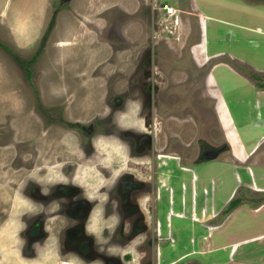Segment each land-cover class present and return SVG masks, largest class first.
<instances>
[{
	"label": "rangeland",
	"instance_id": "374dc122",
	"mask_svg": "<svg viewBox=\"0 0 264 264\" xmlns=\"http://www.w3.org/2000/svg\"><path fill=\"white\" fill-rule=\"evenodd\" d=\"M141 1L142 6L135 9L138 0H135V6L133 0H0V42L10 50L0 44V264H55L53 253L40 254L34 259L21 255L24 238L20 216L31 217L37 212L35 200L23 193L29 184L38 180L48 185L67 181L74 169L75 181L86 193L101 198L102 203L99 202L91 215L94 217L91 228H100V217L105 212L103 202L109 188L115 186L124 173L142 176L139 163L151 165L153 169L148 172L157 171L155 197L161 204L159 217H147L149 224L157 230L163 229V233L167 231L166 235L172 226L178 228L175 230L178 237L171 234L170 242L163 248L158 246L150 256L155 258L156 264H170L193 253L194 240L189 226L180 217L177 204L166 206L163 196L170 194L178 183L176 175L181 173L176 171L172 175L173 169L197 163L201 152L198 140H204L206 147H221L228 142L223 127L231 136L232 124L216 93V85L207 82V74L214 63L207 65L204 62L206 56L203 57L202 48H196L197 52L193 49L192 45L200 37L196 20L192 16L187 19L189 15L181 12L188 0H179L180 4L176 5L180 18L185 17V25L182 27V19L177 28L171 19L153 10V0ZM163 1L159 8L164 3L177 4L172 0ZM234 1L218 2L217 14L223 18L221 30L222 27L225 31L230 28L233 41L242 46V39L249 35L232 23L239 22L243 28L245 24L255 27V22L264 24V19L251 17L247 9L240 14L238 9L245 7ZM119 2L129 9L116 6ZM199 2L206 6L208 0ZM213 5L214 2L210 8ZM158 12L164 11L158 9ZM53 18L55 26L44 44L42 55L31 66L32 84L12 53L25 60L32 58ZM251 19L253 21H249ZM252 31L254 33L248 32L251 36H262ZM210 41V46L214 47L212 34ZM262 42L264 38H261ZM219 46L226 49V39L220 41ZM262 48L261 44L248 46L245 51L253 54ZM242 55L241 52L240 58ZM226 60L231 69L246 74L256 69L250 64L232 61L229 56ZM223 69L227 75L220 79L224 89L225 83L231 82L233 77L230 68V71ZM260 73L264 78V72ZM152 86L157 87L159 96L153 94ZM147 96L148 102H151V96L152 100L155 97L160 102L159 109L155 110L153 133V148L160 152H156V159L149 156L131 158L127 130L144 133L151 128L144 124L140 107L132 102H143ZM116 102L120 104L116 105ZM257 104L254 99L253 106ZM113 108L116 109L113 111ZM110 117H117L124 133L107 134L113 126ZM76 122L81 126L72 124ZM85 126L93 128L95 135L89 136L88 132L82 131ZM90 142L93 146H89ZM232 142L237 153L238 145ZM227 150L223 151L222 158L226 155L228 158L230 150ZM224 168L225 165L214 161L205 163L198 172L200 179L216 176L215 199L219 209L225 204L224 197L228 196L223 189L230 188L234 181ZM244 176L250 180L248 171ZM103 187H107L105 192H102L104 189L101 191ZM260 194L249 193L257 202L262 197ZM172 195L170 201L174 199ZM202 207L200 200L194 208ZM82 209L86 210L85 207ZM147 245L152 247V237L147 240ZM129 250L131 247L125 249ZM117 251L123 253L124 249ZM132 257L133 260L126 264H138V254L132 251ZM147 257L143 261L141 256L140 260L146 264L149 262Z\"/></svg>",
	"mask_w": 264,
	"mask_h": 264
},
{
	"label": "crops",
	"instance_id": "0c3cea01",
	"mask_svg": "<svg viewBox=\"0 0 264 264\" xmlns=\"http://www.w3.org/2000/svg\"><path fill=\"white\" fill-rule=\"evenodd\" d=\"M162 1L153 0V10L157 14L166 16L165 12H158V4ZM172 1L177 3L175 5L180 4L179 0ZM199 1L188 0V4H184V10H180L189 15L187 19L193 17L198 24L200 40L192 46L195 52H197L196 48H202L201 53L203 57L206 56L204 62H207V65L214 63L212 70L207 74V82L216 85V93L225 105L233 134L228 135L227 129L223 127L224 135L229 143H226L230 150H227L228 158L227 155L222 158L224 152H221L219 158L202 160L203 163L183 167L181 182L172 188L173 202L177 204L180 217L189 226L191 237L194 240V244L191 245L194 246L193 253L187 254L182 259H187L186 264H191V262L192 264H264V201L259 203L253 199L254 195H249V193L264 195V183L260 182L264 181V87H259L251 78L252 72L246 74L237 69H231L228 65L230 62L226 60L229 56L232 61L236 60L244 65L254 66L256 68L253 70L254 73L260 75V72H264V48L260 49L261 53L259 50L253 54L245 51L248 46L257 47L261 44L264 47V42L261 43V38H264V24L255 22V27L245 24L243 28L239 22L232 23L234 27H240L245 34L249 35L242 39V46H237V41H233V31L230 28L225 31L223 27V31L221 30V26L224 25L221 23L223 18L217 14L216 6L222 0H208L206 6H202ZM212 2L214 5L210 8ZM133 3L135 6V0ZM234 3L243 4L242 6L245 7L238 9L240 14L243 9H247L251 17L261 16L264 19V1L235 0ZM116 6L129 9L122 2L117 3ZM140 6H142V1L138 0L134 8L137 9ZM183 18L185 17L179 18L178 23L171 19L175 28L180 25ZM182 23L183 27L184 19ZM252 29L262 36L260 38L251 36L248 32L254 33ZM220 31L226 35L223 36ZM211 34L215 42L214 47L210 46ZM224 39L228 42L226 49L219 46L220 41ZM241 52L244 54L242 58H240ZM223 68L228 71L230 68L233 77L231 82L225 83L224 89L220 83L221 77L227 78ZM220 72L225 75L221 76ZM254 99L258 103L256 106H253ZM256 107L257 109H254ZM232 141L238 145L237 153ZM214 161L225 165L224 170L234 178L231 187L226 186L223 189L228 196L224 197L225 204L221 209L215 199L216 176L198 178V172L205 163L209 164ZM247 171L250 180L244 176ZM173 182L174 178L171 176V183ZM174 194L178 197H174ZM236 197L242 198L241 204L225 214L224 210ZM200 200H202L203 207L197 210L194 207ZM170 214L175 217L173 213ZM184 215L190 217H184ZM175 230H178L177 226H172L168 231V236L174 233L177 238L178 233ZM176 263L177 261L170 262V264Z\"/></svg>",
	"mask_w": 264,
	"mask_h": 264
},
{
	"label": "flooded vegetation",
	"instance_id": "af4514ba",
	"mask_svg": "<svg viewBox=\"0 0 264 264\" xmlns=\"http://www.w3.org/2000/svg\"><path fill=\"white\" fill-rule=\"evenodd\" d=\"M153 61L155 62V59ZM152 69L154 70V68ZM152 69L151 71H153ZM155 74L158 75L156 72ZM150 88L154 95H158L156 86ZM115 104L118 105L120 102ZM159 105L160 102L156 101L155 97L152 100V96L151 102H148L147 96V99L142 102V107L139 108V113L144 119V124L151 128L144 133L128 132L129 130H127L129 145L132 147V151H129L133 154L131 158L144 159L142 157L149 156L156 159V152H160L153 148L154 116ZM114 109L116 108L112 110L114 111ZM110 120L113 126L108 130V135L113 136L119 131L125 132L119 127L117 117H110ZM72 124H75L76 127L81 126L79 122ZM82 131L88 132L89 136L95 135V130L87 126L83 127ZM131 136L134 138L132 139ZM198 142L201 152L198 155L199 159L197 158L196 165L204 160L202 156L206 148H210L204 146V140L200 139ZM89 144V146H93L92 142ZM134 145L136 150H133ZM168 147L169 144L166 148ZM207 153L210 154V151ZM164 155H169V153H164ZM142 164L139 163L138 166L139 169L143 170L142 176L137 177L132 172L124 173L115 183V186L109 188L107 197L103 202L105 212L100 217V228H91L94 218L91 215L93 210L102 203L101 198L95 197L90 192L86 193L84 187L75 181L74 169L69 173L67 181L59 180L48 185L44 181L38 180L36 183L29 184L25 189L26 192L23 193H28L26 196L35 200L37 212L31 217H27L26 214L20 216L23 221L21 233L24 238V248L21 250V255L28 259H34L38 258L40 254L53 253L56 255L55 259L54 257L52 259L55 264H126L133 260V251L138 254V264H145L140 260L141 256L143 261L148 256L149 262L146 264H150L152 258L150 253H154L158 246L163 248L170 241L168 240L169 236L163 233V229L158 228L159 230H157L155 226L152 228L147 219V217H159L161 202L155 197L156 191H158L155 181L157 171L148 172L152 166ZM183 167L173 169L172 175L176 171L181 173ZM64 169L65 166L62 170L64 171ZM176 177H179L178 182L179 180L181 182V174L180 176L177 174ZM106 188L103 187L101 191L104 189L102 192H105ZM169 196V194L163 196L166 206L174 203L173 200H169ZM175 196L178 197L177 194ZM115 202H118L117 209ZM82 207H85L86 210L84 211ZM116 211L119 213L121 223L115 229V234L112 235L113 225L116 222ZM125 222L130 225L127 234L124 232ZM143 234L146 235V238L140 239ZM150 237H152V247L147 245V240ZM129 247L131 250L125 251ZM119 248L124 249L123 253L117 251ZM152 260L151 264H156L154 257ZM186 263L187 259H182L176 264Z\"/></svg>",
	"mask_w": 264,
	"mask_h": 264
},
{
	"label": "trees",
	"instance_id": "16d2710c",
	"mask_svg": "<svg viewBox=\"0 0 264 264\" xmlns=\"http://www.w3.org/2000/svg\"><path fill=\"white\" fill-rule=\"evenodd\" d=\"M55 26V18H53L50 21V24L43 36V40H42V44L40 45V47L37 49V52L32 56V58L25 60L21 57H19L18 55H14L12 53V55L14 56L17 64L24 69L25 71V77L28 81H30L32 84H34L32 82L33 80V69L31 66H33L35 64V62L38 60V58L42 55L43 52V48H44V44L49 36V34L52 32L53 28ZM1 45H3L7 50H9L8 47H6L4 44H2L0 42ZM10 51V50H9ZM252 78H254L255 80H257V84L259 87H264V78H262L261 75L257 74V73H251ZM261 199L258 202H262L264 201V195L262 197H260ZM242 202V198L241 197H236L234 199L231 200V202L229 203L228 207L224 210V213H228L230 212L232 209L236 208L238 205H240Z\"/></svg>",
	"mask_w": 264,
	"mask_h": 264
},
{
	"label": "clouds",
	"instance_id": "9594fccd",
	"mask_svg": "<svg viewBox=\"0 0 264 264\" xmlns=\"http://www.w3.org/2000/svg\"><path fill=\"white\" fill-rule=\"evenodd\" d=\"M174 6H176V5H174ZM177 7V6H176ZM159 9V8H158ZM178 9V8H177ZM179 10V9H178ZM178 14H179V17H178V20H179V18H180V11L178 12ZM168 17V16H167ZM169 18V17H168ZM171 19V18H170ZM174 20V19H173ZM174 22H176L175 20H174ZM179 21H177V23H178ZM126 104L127 103H129V101H126L125 102ZM132 103H136L137 104V106L138 107H142V102H139V101H137V102H132ZM100 142L102 143L103 142V140L101 139L100 140ZM115 207H116V209H117V207H118V202H115ZM115 224L113 225V231H112V235H114L115 234V229L116 228H118V226L120 225V223H121V218H120V216H119V213L116 211L115 212ZM130 227V225H128L126 222L124 223V232H125V234H127V229Z\"/></svg>",
	"mask_w": 264,
	"mask_h": 264
},
{
	"label": "water",
	"instance_id": "95a60500",
	"mask_svg": "<svg viewBox=\"0 0 264 264\" xmlns=\"http://www.w3.org/2000/svg\"><path fill=\"white\" fill-rule=\"evenodd\" d=\"M228 149V145L224 144L221 147H212V148H206V150L204 151V155L202 156V159L204 160H212L215 159L216 157H218V155L223 152L224 150ZM210 151V154H208L207 152Z\"/></svg>",
	"mask_w": 264,
	"mask_h": 264
},
{
	"label": "built area",
	"instance_id": "2783aa9c",
	"mask_svg": "<svg viewBox=\"0 0 264 264\" xmlns=\"http://www.w3.org/2000/svg\"><path fill=\"white\" fill-rule=\"evenodd\" d=\"M158 8H159V6H158ZM159 9H163V11L165 12L166 16H168L169 18L174 19L176 22L179 21L178 20V17H179L178 12H179V10L177 9L176 6H174L172 4H169V3H164V4H162V8H159Z\"/></svg>",
	"mask_w": 264,
	"mask_h": 264
}]
</instances>
